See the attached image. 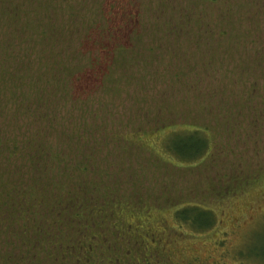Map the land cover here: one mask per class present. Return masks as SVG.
<instances>
[{
	"label": "rangeland",
	"instance_id": "rangeland-1",
	"mask_svg": "<svg viewBox=\"0 0 264 264\" xmlns=\"http://www.w3.org/2000/svg\"><path fill=\"white\" fill-rule=\"evenodd\" d=\"M263 40L264 0H0V138L21 150L1 153L0 177L45 199L28 220L0 213V264H134L162 230L167 249L197 240V260L158 263L264 264ZM173 126L213 148L180 162ZM192 205L209 228L176 219ZM84 236L88 263L69 246Z\"/></svg>",
	"mask_w": 264,
	"mask_h": 264
},
{
	"label": "trees",
	"instance_id": "trees-1",
	"mask_svg": "<svg viewBox=\"0 0 264 264\" xmlns=\"http://www.w3.org/2000/svg\"><path fill=\"white\" fill-rule=\"evenodd\" d=\"M112 7H114V5H112ZM120 9L119 11L122 10L121 15L122 14H126L128 17L131 16V14L129 12H127L125 9H127V7L125 6H119ZM11 10L13 12H17V10H15L13 7L11 8ZM25 12H27V10H25ZM20 13L23 14V11H21ZM19 14V12H18ZM45 14H48V10L47 12H45ZM122 18H124V15H122ZM126 21V19H123ZM108 24V23H107ZM108 31L111 33V29ZM121 32V31H119ZM118 32V33H119ZM117 33V34H118ZM264 41V40H263ZM214 52V51H213ZM206 55V54H205ZM174 127V128H173ZM173 127H167L168 129H166L169 132V137L167 138V143L166 146L164 147L165 150H167L170 155H173L174 157H176L180 162H196L199 159H201V157L205 156L212 148H213V137L207 133V130L201 127H185V126H173ZM173 128V129H172ZM19 145V144H18ZM13 147V148H6V146L4 145L2 139L0 138V155L1 153L5 150L6 151V157H15V156H19L21 153L20 147L19 146ZM5 147V148H4ZM32 150V149H31ZM47 153L46 148L43 147V145H40L39 148L33 150L31 152V154L29 155L30 160H36V163L38 162V160L42 159V157H44V155ZM22 154H24L22 152ZM8 161V159H7ZM9 168V167H8ZM0 169H1V165H0ZM3 170L6 171L5 168H2ZM3 174V173H2ZM32 181L34 179H31ZM35 183L30 182L29 184H25V187H23V189L20 188V185H17L15 188V191L13 190H9V183L6 180H1L0 177V187H3V189L5 188V195L6 196H12V199L7 198L6 196L5 198H1L0 197V213H18L17 216H15L16 219L23 218V219H27L30 218V216L27 218L25 211L27 212V215H30L31 213V209L32 207L35 208V205H44L45 199L43 200V198H41L42 201H38L37 199L39 198L40 195V191H35L34 188ZM4 194V193H3ZM10 202V204H12L11 207H8L7 203ZM59 203V202H58ZM27 204V206H26ZM7 205V206H6ZM49 209V207H48ZM34 212V211H33ZM66 212V209H62L60 210V212H57V217H61L64 213ZM34 214V213H33ZM205 217V220H200L197 216H201V215ZM211 211L204 209L203 207L197 206V205H192V206H188L185 208H182L178 211H176V219L182 224L183 223H187L188 225L191 227V229L193 231H203L206 228H209L210 225L212 224V219H211ZM68 217V216H67ZM9 218V217H7ZM31 219L34 220L33 215L31 216ZM65 221H63L61 223V225H63L64 227L69 228L71 225L72 227L76 228L79 227L75 221L77 219H66L64 218ZM175 219V220H176ZM56 221V220H55ZM202 226H200V222ZM57 222V221H56ZM56 222H54L53 224H56ZM37 223V222H34ZM51 224V225H53ZM75 224V225H74ZM31 226L36 224H30ZM74 225V226H73ZM183 225V224H182ZM67 238V237H66ZM92 240L90 239L89 236H84L81 238V240H79V242H76L75 245H69L71 248L72 246H78V248H80L79 253L82 255V257L86 259H88V257L85 255V252L87 250V247L89 244H91ZM69 249V248H66ZM64 249V250H66ZM91 249H93V247L91 246ZM88 253H90V250L87 251Z\"/></svg>",
	"mask_w": 264,
	"mask_h": 264
},
{
	"label": "flooded vegetation",
	"instance_id": "flooded-vegetation-1",
	"mask_svg": "<svg viewBox=\"0 0 264 264\" xmlns=\"http://www.w3.org/2000/svg\"><path fill=\"white\" fill-rule=\"evenodd\" d=\"M172 230L175 232V234H172V235H176V236H180V235L184 236L185 234L191 235V234L185 233L187 231H185L184 229H182L180 227L172 228ZM166 231L167 230H162L161 233L157 232V231L156 232L151 231L150 233H148L146 235L147 236V243H146L147 244V246H146L147 253L142 252L141 253L142 254L141 259L139 257H137L135 259L136 262L134 264H149L150 262L148 260L146 262V258H148V257H150L153 260L152 264H161V262L158 263V261H160V258H165L164 260H166V262H167L168 260H172L173 256L175 257V259L178 262H184L187 260H190V261L197 260V256L195 255L196 250L193 247V245L195 244V242L197 240H192V239H188L187 241H182V240L176 241L175 240L174 241L175 243H172V245L169 247V249H167L166 242L163 240V238H166V236L170 235V234H166L165 233ZM193 232H198V231H193ZM134 236L137 237L138 234L131 233V237H134ZM92 238H94V237H92ZM104 238L105 237H103V239ZM180 241H181V243L183 242V244H181ZM120 245L121 244L119 243V246ZM173 245H174V248H172ZM87 247H89V248H87L85 255L88 257V259H86L85 262L88 263V262H91V251L93 249H91V244H89ZM120 249H123L122 245L119 247V250ZM88 250H90V253L87 252ZM124 252H125L124 254H121V252L119 253V258H116V261L120 262V259H122L123 263L124 262L128 263L131 260V254L130 253H132V250H130V249L124 250ZM114 254L115 253H113V255ZM185 254H187V255H185ZM170 262H168V263H170ZM171 263H173V262H171Z\"/></svg>",
	"mask_w": 264,
	"mask_h": 264
}]
</instances>
